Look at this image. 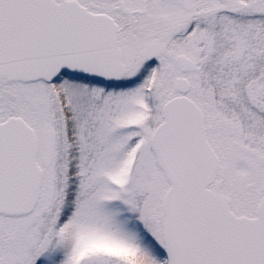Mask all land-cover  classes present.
Returning <instances> with one entry per match:
<instances>
[{"label": "snow or ice", "instance_id": "1", "mask_svg": "<svg viewBox=\"0 0 264 264\" xmlns=\"http://www.w3.org/2000/svg\"><path fill=\"white\" fill-rule=\"evenodd\" d=\"M0 264H264V0H0Z\"/></svg>", "mask_w": 264, "mask_h": 264}]
</instances>
